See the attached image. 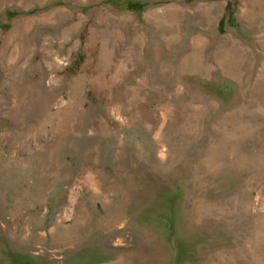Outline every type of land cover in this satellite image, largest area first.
<instances>
[{
    "label": "rangeland",
    "instance_id": "rangeland-1",
    "mask_svg": "<svg viewBox=\"0 0 264 264\" xmlns=\"http://www.w3.org/2000/svg\"><path fill=\"white\" fill-rule=\"evenodd\" d=\"M0 264H264V0H0Z\"/></svg>",
    "mask_w": 264,
    "mask_h": 264
}]
</instances>
